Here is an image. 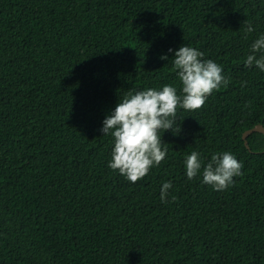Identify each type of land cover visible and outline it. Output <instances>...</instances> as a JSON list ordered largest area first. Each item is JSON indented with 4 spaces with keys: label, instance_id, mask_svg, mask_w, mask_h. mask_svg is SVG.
I'll return each mask as SVG.
<instances>
[{
    "label": "trees",
    "instance_id": "16d2710c",
    "mask_svg": "<svg viewBox=\"0 0 264 264\" xmlns=\"http://www.w3.org/2000/svg\"><path fill=\"white\" fill-rule=\"evenodd\" d=\"M261 34L264 0H0V264H264V135L243 140L264 126V72L244 64ZM182 45L231 82L179 110L165 161L132 184L103 121L128 92L179 91ZM192 151L231 152L243 175L189 180Z\"/></svg>",
    "mask_w": 264,
    "mask_h": 264
},
{
    "label": "clouds",
    "instance_id": "9594fccd",
    "mask_svg": "<svg viewBox=\"0 0 264 264\" xmlns=\"http://www.w3.org/2000/svg\"><path fill=\"white\" fill-rule=\"evenodd\" d=\"M255 31L248 23L247 32ZM169 49V52H172ZM167 60L166 55L160 57ZM174 71L180 81V89L171 84L162 89L149 88L128 92L115 110L106 116L100 130L113 137L114 147L108 167L135 184L148 176L151 169L165 161L168 149L162 136L165 132L179 133L176 127L179 110H202L208 98L231 82L223 75V67L204 59V53L190 46H180L174 52ZM245 67L255 66L264 72V34L256 39ZM245 82H242V85ZM250 107L251 105H246ZM189 180L202 176V183L222 192L234 185V178L243 175L244 164L231 153L219 152L211 156L205 165L198 151H192L185 159ZM170 182L163 184L160 199L167 203ZM176 197H172L174 202Z\"/></svg>",
    "mask_w": 264,
    "mask_h": 264
},
{
    "label": "water",
    "instance_id": "95a60500",
    "mask_svg": "<svg viewBox=\"0 0 264 264\" xmlns=\"http://www.w3.org/2000/svg\"><path fill=\"white\" fill-rule=\"evenodd\" d=\"M255 133H259V134L264 135V126L259 125V126L255 127L254 129H251V130L244 133L243 140L245 142L246 148L249 150H250V147H249V143H248V137L251 136L252 134H255Z\"/></svg>",
    "mask_w": 264,
    "mask_h": 264
}]
</instances>
